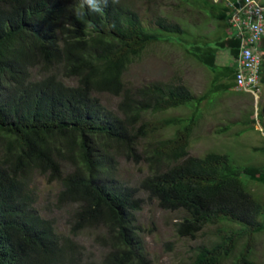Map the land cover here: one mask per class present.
<instances>
[{"label": "trees", "instance_id": "obj_1", "mask_svg": "<svg viewBox=\"0 0 264 264\" xmlns=\"http://www.w3.org/2000/svg\"><path fill=\"white\" fill-rule=\"evenodd\" d=\"M139 1L99 0L102 11L95 12L85 0H0V264H150L136 226L141 190L183 212L179 237L196 239L212 228L215 239L197 245L185 264H259L252 252L264 234V202L248 184L264 185V166L238 164L230 152L190 153L202 102L239 90L235 62H217L220 50L239 55L229 8L191 0L217 22L209 41L168 14L145 24ZM146 1L156 10L163 4ZM160 41L212 71L206 93L195 96L176 75L136 88L126 83L129 66ZM104 94L121 98L117 110L103 103ZM180 107L190 114L159 116ZM256 121L264 124L261 108ZM169 128L174 132L163 137ZM120 158L147 164L138 186L118 180ZM37 174L60 182L58 203L77 204L72 235L102 228L96 238L108 251L100 261L41 215L31 184Z\"/></svg>", "mask_w": 264, "mask_h": 264}, {"label": "rangeland", "instance_id": "obj_2", "mask_svg": "<svg viewBox=\"0 0 264 264\" xmlns=\"http://www.w3.org/2000/svg\"><path fill=\"white\" fill-rule=\"evenodd\" d=\"M187 1V2H186ZM162 0L161 9L156 10L152 1L136 2L145 24H151L155 13L169 15L172 20H178L189 34L199 39L213 41L217 22L209 9L201 4L194 6L191 0ZM264 5V0H257ZM233 54L229 49L220 50L217 56L219 65L234 63ZM186 84L195 96L206 93L212 84L213 73L191 58L182 47L168 42H154L149 45L141 56L136 59L125 73L126 83L133 88L151 81H168L172 76ZM103 103L111 110H117L121 98L104 94ZM210 99L212 100L210 101ZM264 97L258 100L254 95L237 89L218 94H212L202 102L203 116L197 124L190 142V153L202 156L210 150L230 152L236 163L241 165L264 166V124L256 121L259 109L263 106ZM190 108H172L161 116H185L190 114ZM174 132L169 128L163 132L168 137ZM68 171V167H65ZM147 164L142 161L120 158L118 162V180L123 184L138 186L147 174ZM35 187L36 208L44 218L55 221V229L59 234L71 235L77 243L84 246L86 258L100 261L108 249L103 247L97 236L104 232L96 228H84L72 235L74 211L77 204L58 203L61 190L59 181H50L47 176L33 177ZM250 190L258 199L264 202V185L258 182L248 184ZM143 198L141 209L136 213V226L143 253L150 264H185L188 262L194 248L209 239H215L212 228L198 234L196 239L179 237L175 223L183 215L182 211H170L161 207L155 198H150L145 191H140ZM253 258L259 264H264V234L256 236L253 247ZM224 264H231L228 259Z\"/></svg>", "mask_w": 264, "mask_h": 264}, {"label": "built area", "instance_id": "obj_3", "mask_svg": "<svg viewBox=\"0 0 264 264\" xmlns=\"http://www.w3.org/2000/svg\"><path fill=\"white\" fill-rule=\"evenodd\" d=\"M215 1H224L229 8V34L240 43L234 60L237 88L260 100L264 97V5L257 0Z\"/></svg>", "mask_w": 264, "mask_h": 264}, {"label": "clouds", "instance_id": "obj_4", "mask_svg": "<svg viewBox=\"0 0 264 264\" xmlns=\"http://www.w3.org/2000/svg\"><path fill=\"white\" fill-rule=\"evenodd\" d=\"M85 3L89 6V8L92 11H95V12L102 11V9L100 7V4H99V0H85ZM104 3L106 4L107 3V0H104ZM229 36H230V34H229ZM262 46H263V43H262Z\"/></svg>", "mask_w": 264, "mask_h": 264}, {"label": "water", "instance_id": "obj_5", "mask_svg": "<svg viewBox=\"0 0 264 264\" xmlns=\"http://www.w3.org/2000/svg\"><path fill=\"white\" fill-rule=\"evenodd\" d=\"M261 111H262L263 118H264V104H263V106H262V108H261Z\"/></svg>", "mask_w": 264, "mask_h": 264}]
</instances>
